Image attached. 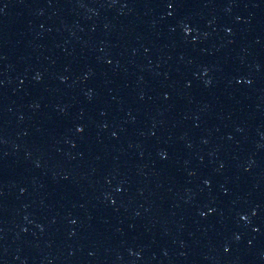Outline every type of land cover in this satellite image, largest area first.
<instances>
[{
	"label": "water",
	"instance_id": "water-1",
	"mask_svg": "<svg viewBox=\"0 0 264 264\" xmlns=\"http://www.w3.org/2000/svg\"><path fill=\"white\" fill-rule=\"evenodd\" d=\"M0 264H264V0H0Z\"/></svg>",
	"mask_w": 264,
	"mask_h": 264
}]
</instances>
